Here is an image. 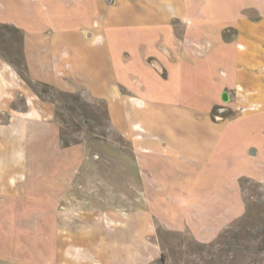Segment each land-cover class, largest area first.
I'll return each mask as SVG.
<instances>
[{
  "label": "crops",
  "instance_id": "obj_1",
  "mask_svg": "<svg viewBox=\"0 0 264 264\" xmlns=\"http://www.w3.org/2000/svg\"><path fill=\"white\" fill-rule=\"evenodd\" d=\"M13 1L23 22L0 19V25L20 31L25 48L28 34L18 26L28 27L38 14L51 47V79L29 80L69 93L88 89L91 99L104 101L118 139L96 137L133 154L134 171L117 192L102 176L92 177L90 194L105 193L90 203L80 197L86 182L71 188L69 177L57 190L45 184L31 147L54 130L61 140L53 104L37 103L0 59V226L22 208L39 207L34 211L41 215L40 224L18 222L41 228L38 238L0 229V264H155L164 255L161 232L209 244L241 217L242 180L264 182V0ZM259 14L260 21L253 18ZM59 20L76 27L60 33ZM226 32L234 42L224 41ZM85 46L101 50L96 69L112 61L116 47V64L95 76ZM162 48L174 52L172 60ZM141 51L156 55L166 77L143 62ZM131 56L143 87L128 93ZM199 66L219 67V77L209 81L226 84L214 98L210 88L185 89ZM225 92L235 113L213 122L211 111ZM178 210L181 216L174 215Z\"/></svg>",
  "mask_w": 264,
  "mask_h": 264
},
{
  "label": "rangeland",
  "instance_id": "obj_2",
  "mask_svg": "<svg viewBox=\"0 0 264 264\" xmlns=\"http://www.w3.org/2000/svg\"><path fill=\"white\" fill-rule=\"evenodd\" d=\"M4 1V6L0 5V19L13 21L16 25L23 22L20 18L22 13L19 12L16 3L13 0ZM35 15L36 22L28 21L30 23L25 28L18 26L28 34L25 48L10 29L0 28V59L14 67L26 86L37 97L35 100L37 103L53 104L55 121L60 125L61 140L54 130L34 141V147H31L34 152L33 165L44 173L43 182L47 185L54 184L55 190L61 189L64 180L67 181L69 177L71 188L73 184L76 186V183L86 182L80 197L90 203L96 194L101 196L105 193L102 189H97L94 196L91 195L90 179L100 175L105 181L115 185L114 192L120 191L127 173L134 171V156L101 140L118 137L109 129L105 102L91 99L88 89L69 93L29 80L48 81L51 79L52 71L51 47L48 39L41 36L44 31H40L46 24L44 25L45 21L38 14ZM25 17L31 20L30 17ZM56 23L58 28H63L58 29L60 33L76 27L75 23L67 24L62 20ZM81 52L90 55L89 65L95 76L100 74L103 68L106 69L107 64H116L118 55V49L111 47L112 61L96 69L95 63L102 62L101 50L85 46L81 48ZM209 70V67H194L192 74L195 78L193 82H186L185 89L196 87L208 91L210 88L213 98L217 96L226 83L222 79H218L217 82L209 81L210 76L214 80L220 75L219 67H212L211 71ZM22 100L24 97L19 96L18 108L24 106ZM242 193L245 211L234 224L209 244H197L187 239L188 236L181 232H161L160 247L164 252L165 264H264V182L243 179ZM96 204L99 206V203H93ZM35 208H32V212L35 215L39 214L35 213ZM20 211L12 212L10 219L1 224V231L21 235L20 237L24 239L31 235L40 237L41 228L31 231L29 228L18 226V222L24 220L28 223L34 218L40 224L38 217L41 215H36V218L31 208L27 211H23L22 208ZM176 214L181 216L183 210H178L174 213ZM155 264H160V261Z\"/></svg>",
  "mask_w": 264,
  "mask_h": 264
},
{
  "label": "flooded vegetation",
  "instance_id": "obj_3",
  "mask_svg": "<svg viewBox=\"0 0 264 264\" xmlns=\"http://www.w3.org/2000/svg\"><path fill=\"white\" fill-rule=\"evenodd\" d=\"M162 50H163L162 53H164L166 58L168 60H172L174 52L171 51L170 49H167V48H164V49L162 48ZM141 54H142L141 57H142L143 62H146V64H150V65H152L154 67L156 66L157 71H159L160 74H163L164 77H166V73L163 72L164 69L160 65H158L159 62H158V59H157L156 55H154V54L146 55V52H144V51L143 52L141 51ZM177 54L181 55L182 53L178 52ZM136 61H138V60L136 58H134L133 56L129 57V61H128L127 65L130 66L129 71H131V72H129V74H130V77L128 79L129 80V84H128V87L126 88V91L128 93H132V91L135 90V87H137L139 89H141L143 87V84H142L141 81H140V83L136 81L137 80V76L140 77V78H141V76L136 72L137 70L134 67L131 68V65L133 63H135ZM227 98H228V101L227 102H223L221 104V106L224 107L223 110L224 111H231V112L235 113V111H234V103L231 100V96L229 97V95H227ZM42 245L40 244V248H42ZM30 248H31V246L28 245L27 246V250H30ZM159 261H160V264H165L166 263L165 256L163 255Z\"/></svg>",
  "mask_w": 264,
  "mask_h": 264
},
{
  "label": "water",
  "instance_id": "obj_4",
  "mask_svg": "<svg viewBox=\"0 0 264 264\" xmlns=\"http://www.w3.org/2000/svg\"><path fill=\"white\" fill-rule=\"evenodd\" d=\"M262 14H259L253 18H255L256 20L260 21L262 19ZM82 33H84L83 31H81ZM95 36V33L93 31V33L91 34L90 36V40H92ZM235 35L233 37V34L231 32H226L224 34V41L227 43V44H230L232 42H234L235 40ZM227 92H225L222 96V100L223 102H227L228 101V98H227ZM224 107L223 106H215L212 111H211V114H210V117H211V120L213 122H219V121H223L225 120V118H227L228 116L232 115L233 112L231 111H224L223 110Z\"/></svg>",
  "mask_w": 264,
  "mask_h": 264
},
{
  "label": "trees",
  "instance_id": "obj_5",
  "mask_svg": "<svg viewBox=\"0 0 264 264\" xmlns=\"http://www.w3.org/2000/svg\"><path fill=\"white\" fill-rule=\"evenodd\" d=\"M0 28L10 29L17 36L18 40L22 42L23 39H22V34H21L20 31L14 29V28H11V27H9L7 25H0ZM64 144H67V143H64Z\"/></svg>",
  "mask_w": 264,
  "mask_h": 264
}]
</instances>
